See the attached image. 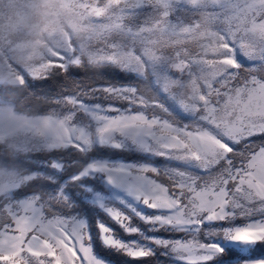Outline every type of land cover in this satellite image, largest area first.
Instances as JSON below:
<instances>
[{"label":"rangeland","instance_id":"rangeland-1","mask_svg":"<svg viewBox=\"0 0 264 264\" xmlns=\"http://www.w3.org/2000/svg\"><path fill=\"white\" fill-rule=\"evenodd\" d=\"M83 58L146 83L88 89L64 98L62 113L26 115L0 100V147L144 157H95L48 193L23 197L13 192L42 173L0 167V256L116 264L98 242L142 264H264L252 255L264 243V138L251 140L264 135V0H0V84ZM129 218L169 246L126 234ZM113 232L154 254L105 246Z\"/></svg>","mask_w":264,"mask_h":264},{"label":"trees","instance_id":"trees-1","mask_svg":"<svg viewBox=\"0 0 264 264\" xmlns=\"http://www.w3.org/2000/svg\"><path fill=\"white\" fill-rule=\"evenodd\" d=\"M145 81L142 77H138L128 70L106 63H91L83 58L76 64L54 65L44 76L25 75L24 81L20 84H0V100L26 115L62 113L68 109L66 102H64L66 97H79L94 87L131 85L141 89L146 83ZM260 138H264V135L255 136L251 140L258 145L261 143ZM106 156L129 160H141L144 157L142 154L123 150L110 151L106 149L99 151L96 146L88 151L87 156L71 147L19 154L9 153L0 147V167L42 173L41 176L35 177L13 192L14 197H23L30 193H48L57 186L54 180L68 181L85 162L95 157ZM53 160L62 161L64 169L60 171L54 168L52 166ZM71 191L75 197L74 190ZM82 197L78 196L74 199L77 205L85 210L88 206ZM91 215L88 214L89 217H93ZM95 245L99 253L116 264H142L139 260L131 261L120 252L107 251L98 242ZM262 254H264V243L256 244L252 255ZM225 255V257L232 259L240 257V253L233 249H226Z\"/></svg>","mask_w":264,"mask_h":264},{"label":"snow or ice","instance_id":"snow-or-ice-1","mask_svg":"<svg viewBox=\"0 0 264 264\" xmlns=\"http://www.w3.org/2000/svg\"><path fill=\"white\" fill-rule=\"evenodd\" d=\"M233 219H235V217H233ZM144 222L148 223V224L155 223L153 221H148V220H145ZM213 222H215L214 219L210 218L208 221H202V224H204L206 226L208 223H213ZM123 226L126 227V229H127L126 234H128V235L138 234L144 240L150 241L152 244H155L158 247H168L169 246L168 239L159 234V229L150 227L149 231L154 232V233H158V234L152 238H149V237L145 236L139 228L133 227L131 225L130 218H129V224L123 225ZM249 242H254V241H249ZM105 246L121 250L125 254L129 255L130 257H132L134 259L143 258V257H147L148 255L154 254L153 249L138 243L136 240L120 241V240L116 239L114 232L112 234V238L105 241ZM0 264H16L15 255L11 254V255H7V256H0ZM189 264H199V262L192 261V262H189ZM205 264H206V262H205Z\"/></svg>","mask_w":264,"mask_h":264}]
</instances>
